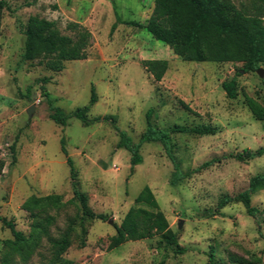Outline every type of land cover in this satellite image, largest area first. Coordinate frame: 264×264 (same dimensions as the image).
Wrapping results in <instances>:
<instances>
[{
  "label": "rangeland",
  "instance_id": "rangeland-1",
  "mask_svg": "<svg viewBox=\"0 0 264 264\" xmlns=\"http://www.w3.org/2000/svg\"><path fill=\"white\" fill-rule=\"evenodd\" d=\"M233 1L238 5L240 0ZM5 2L0 12V217L28 235L33 218L22 209L24 200L59 194L63 205L50 211L55 221L49 232L58 237L72 228L63 255L73 264H159L161 260L163 264H264V211L262 222L249 216L239 202L216 211L221 196H234L247 187L251 176L264 172V120L256 119L245 104L248 96L264 105V63L260 76L255 70L244 72L241 63L182 60L147 30L126 24L144 23L154 0ZM31 15L54 20L62 34H71L66 27L70 22L86 28L91 33L87 57L65 61L61 71L24 60L23 29ZM144 59L167 60L160 81L144 69ZM233 76L237 95L230 99L221 82ZM91 88L96 101L87 115L101 120L84 125L70 113L89 103ZM51 108L68 115L66 125L49 117ZM148 109L154 128L208 125L213 130L169 134L178 169L188 174L176 185L169 183L174 166L159 142H143L142 160L134 166L130 153L116 146L117 131L138 141ZM105 116L114 122L103 120ZM62 137L76 170V188L85 194L86 208L103 214L102 219L81 215L61 151ZM257 148L263 149L260 156L233 157L243 149ZM206 161L209 164L200 167ZM146 186L176 232L178 245H166L154 234L110 247L114 226L128 209L147 207L135 201ZM251 204L264 209V189L251 195ZM7 239L13 235L0 220V264ZM178 246L182 253L175 252ZM50 253V243L43 238L27 262L15 255L9 264H45ZM231 255L246 261L233 262Z\"/></svg>",
  "mask_w": 264,
  "mask_h": 264
},
{
  "label": "trees",
  "instance_id": "trees-1",
  "mask_svg": "<svg viewBox=\"0 0 264 264\" xmlns=\"http://www.w3.org/2000/svg\"><path fill=\"white\" fill-rule=\"evenodd\" d=\"M5 5V0H0V12ZM126 24L147 30L154 39L163 42L184 61L241 63L244 72L257 71L264 63V0H240L238 5L233 0H154L151 13L144 23L131 21ZM66 27L71 32L70 35L62 34L54 20L37 15L29 16L23 29L22 58L44 64L52 71H61L65 61L85 59L91 33L76 22H70ZM141 64L155 81H160L167 70V60L165 59H144ZM261 82L264 85V76ZM221 87L228 98L236 97L235 76L229 80H223ZM95 101L96 94L91 88L89 103L75 108L70 116L77 118L84 125L100 121V117L89 118L87 115L89 107ZM180 103L189 109L187 104L182 101ZM245 104L256 119L264 120V105L248 96L245 97ZM151 111L148 109L146 112V128L139 136L138 141L134 143L124 132L117 131L119 140L116 146L125 148L130 153V164L134 166L142 160L139 147L143 142H159L174 166L169 183L176 185L188 174L182 173L178 169V162L175 160L169 142V134L171 132L210 134L213 130L208 125L175 124L168 131L154 128L150 123ZM49 117L57 124L64 126L68 115L60 109L51 108ZM107 119L114 122L111 116L103 117V120ZM60 143L61 151L69 166L73 198L80 205L82 217L102 219L103 214L91 212L86 208V197L76 188V170L72 159L68 156L63 137ZM14 149L15 144L13 143L10 150L14 153ZM262 153V148L253 151L243 149L233 157L237 160H245L260 156ZM12 159H15L14 155H12ZM208 164L209 162L206 161L200 167ZM262 189H264V172L251 176L247 187L234 196H221L216 203V211L230 202H239L249 216L262 222L264 209L260 210L251 204V195ZM135 201L136 203H145L147 207L138 205L128 209L120 224L114 226L116 234L111 238L110 247H116L127 240L151 237L154 234H159L166 245L177 246V234L169 227L163 212L158 209L149 187H144ZM62 205L63 202L59 194L51 193L44 196L31 195L27 197L21 207L33 218L28 235L16 230L11 220L0 217L2 223L10 229L13 235V239L4 241L3 264H9L15 255L20 262H27L43 238L50 243L51 251L45 264H73L63 255L70 245L72 228L63 231L58 237H53L49 232V227L55 221V217L50 211L58 210ZM183 251L184 249L179 246L175 250L177 253ZM212 259L213 252H210L209 260ZM230 260L238 263L246 261L244 258L234 255L230 256ZM163 261L161 260L159 264H163Z\"/></svg>",
  "mask_w": 264,
  "mask_h": 264
},
{
  "label": "water",
  "instance_id": "water-1",
  "mask_svg": "<svg viewBox=\"0 0 264 264\" xmlns=\"http://www.w3.org/2000/svg\"><path fill=\"white\" fill-rule=\"evenodd\" d=\"M257 72L259 73L260 76H262V70L260 68L257 70ZM32 108H33V106H31L27 110L28 114H31ZM108 222L111 223V220H109ZM177 226H178V228H180V226H181V222L180 221L178 222Z\"/></svg>",
  "mask_w": 264,
  "mask_h": 264
}]
</instances>
